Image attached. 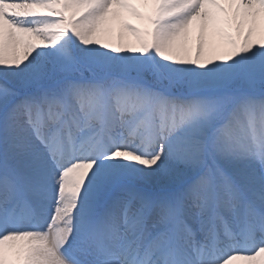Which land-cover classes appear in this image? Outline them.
Segmentation results:
<instances>
[{
  "label": "snow or ice",
  "instance_id": "snow-or-ice-1",
  "mask_svg": "<svg viewBox=\"0 0 264 264\" xmlns=\"http://www.w3.org/2000/svg\"><path fill=\"white\" fill-rule=\"evenodd\" d=\"M240 260L264 264V0H0V264Z\"/></svg>",
  "mask_w": 264,
  "mask_h": 264
},
{
  "label": "bare ground",
  "instance_id": "bare-ground-1",
  "mask_svg": "<svg viewBox=\"0 0 264 264\" xmlns=\"http://www.w3.org/2000/svg\"><path fill=\"white\" fill-rule=\"evenodd\" d=\"M141 11H144V9H141ZM122 18L124 20H127V22L134 24L137 27L143 26V22L138 20L134 16H132L130 13H123ZM113 27H114V31H113V35H112V40L115 41L118 38L119 32L121 31L119 22H117ZM124 36H125L126 40L134 42V37H132L131 34L125 32ZM197 36H198V31L194 30L192 33V37L190 39V46L195 45L196 40H197ZM217 39H219V37H217ZM235 264H245V262L240 260V261H236Z\"/></svg>",
  "mask_w": 264,
  "mask_h": 264
}]
</instances>
